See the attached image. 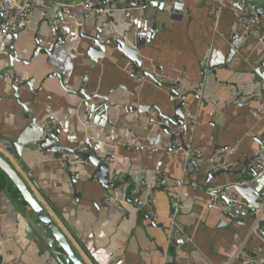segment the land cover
<instances>
[{
	"label": "crops",
	"instance_id": "obj_1",
	"mask_svg": "<svg viewBox=\"0 0 264 264\" xmlns=\"http://www.w3.org/2000/svg\"><path fill=\"white\" fill-rule=\"evenodd\" d=\"M142 2L121 10L114 5L100 41L121 39L138 51L142 71L157 66L180 80L183 113L199 114L193 145L202 160L173 155L167 130L151 125L155 117L176 115L168 87L152 81L139 85L113 45L98 63L92 61L87 53L91 42L82 35H95L96 24L101 28L109 19L96 14L83 18L80 31L60 14L48 19L38 9L32 12L34 24L17 35L3 59L0 141L14 143L31 118L39 124L54 120L59 145L80 148L101 162L111 157L109 175L116 172L130 191L138 179L162 176L165 185L148 194L157 219L151 222L137 208L144 196L121 206L103 205L110 182L96 179L98 168L91 163L67 172L57 160L59 153L34 144L20 155L14 151V157L1 149L0 155L85 264H164L167 258L170 264H242L246 254H264V202L258 232L251 234L253 212L216 207L210 192L248 183L244 175L264 137V6L256 10L252 4L220 0ZM254 13L260 27L245 39L238 18ZM11 70L31 82L20 90V98L4 76ZM256 93L261 98L249 105L228 104L235 96ZM223 147L232 150L225 157L230 169L216 175L222 169L209 160ZM4 179L0 264H59L29 236L30 208ZM174 200L179 201L178 232L169 241Z\"/></svg>",
	"mask_w": 264,
	"mask_h": 264
},
{
	"label": "built area",
	"instance_id": "obj_2",
	"mask_svg": "<svg viewBox=\"0 0 264 264\" xmlns=\"http://www.w3.org/2000/svg\"><path fill=\"white\" fill-rule=\"evenodd\" d=\"M116 0H81L78 2L61 1V0H0V76L3 74V59L10 53V47L13 45L17 35L34 24L32 12L36 9L43 12L49 19H54L58 14L62 19L74 22L75 26L81 31L83 18L92 14L102 15L110 18L114 12V2ZM238 2L241 6H249V0H220L221 4L225 2ZM146 8L147 5L142 6ZM261 19L257 14L242 15L238 18V25L242 30L245 39H248L252 32L260 27ZM125 71L131 75L139 85L152 81L158 85L169 88L171 97L174 100H179L181 96L180 80L164 73L160 67H152L149 72H144L137 69L134 63L126 58ZM4 76L10 79L13 85L19 86L24 83V78L21 75H13L4 73ZM261 94L238 95L228 101V104L239 107L249 105L254 100L260 99ZM199 121L197 112H187L178 123L167 122L164 117H155L151 121V125L157 128H164L171 137V152L175 156H182L188 162L202 160L203 154L194 148V136ZM45 132L56 129V122L48 120L39 124ZM0 149L7 155L14 157L8 147L0 145ZM232 150L229 147L217 149L214 156L209 160L211 163L219 162ZM57 160L62 169L67 172L72 169H79L89 165V160L84 156L80 148L72 149L71 151H62L58 154ZM113 159L106 157L102 162L109 165ZM222 170H229L230 165L224 164L220 167ZM250 172L257 174V177L264 176V137L260 141L257 155L250 163ZM110 188L103 197V205L105 206H121L129 203L134 196L146 197L145 201L139 200L137 208L146 216L151 217L154 221L157 219V213L150 200L149 193L153 187L165 185V179L157 175L153 181L138 179L134 183V190L130 191L126 183L120 179L116 172H111L109 175ZM212 196L211 204L216 207L227 206L228 203L237 211L243 212L249 209L241 197L234 192L227 191L216 194V191L210 192ZM173 213L171 222L167 229V238L169 241L173 239L178 232L176 223V211L179 208V201L172 202ZM263 206L255 211L256 218L251 234H256L260 227V215ZM242 264H264V254L262 252L250 253L242 256ZM164 264H170L169 260Z\"/></svg>",
	"mask_w": 264,
	"mask_h": 264
},
{
	"label": "water",
	"instance_id": "obj_3",
	"mask_svg": "<svg viewBox=\"0 0 264 264\" xmlns=\"http://www.w3.org/2000/svg\"><path fill=\"white\" fill-rule=\"evenodd\" d=\"M61 1H70V2H78L81 0H61ZM159 1L160 4H164L166 0H155ZM256 10H258L261 6H264V0H249ZM142 0H116L114 5L117 9H128L133 6H141ZM237 6L239 3L236 2ZM48 18V17H47ZM49 19V18H48ZM111 19L109 18L107 23H105L101 28L96 24L95 35H82L87 38L91 45L89 46L87 53L91 57L94 63H98L101 59H103L108 51V48L112 45L114 48L121 52L126 58L130 59L137 69H140L142 66V62L139 58V53L137 50L128 47L125 41L121 39H109L105 42L100 41V34L103 29L110 25ZM12 47V46H11ZM10 47V48H11ZM37 53V52H36ZM8 74L17 75V72L14 70L8 71ZM30 86L31 82L22 83L19 86L13 85L14 96L16 98H20V90L24 86ZM84 96L89 99L85 93ZM181 102L179 100H174L171 97V100L174 102L176 106V115L174 118L164 117L167 122L178 123L184 117L183 108L184 101L186 99L185 96H180ZM57 130H52L45 132V130L39 125L35 118H31L28 125L25 129L20 133L19 137L14 143H9L7 141H0L2 146L8 147L12 152H17L18 155L21 154L22 150L29 145H37L43 149H46L50 152L60 153L62 151H71L72 149L61 146L58 144V136L56 135ZM84 156L89 160L91 164L98 168L96 174L94 175L96 179H98L102 184L109 183V166L99 159L97 156L93 154L86 153L82 151ZM226 159H223L219 162H215L213 166L215 168H220L225 164ZM0 172L5 175L8 180L14 185L16 190L19 193V196L24 201V203L30 208L31 218L28 220L29 228L28 234L37 242H42L48 249V251L57 259L59 264H85L73 251L71 244L64 233L60 230V228L54 223V221L50 218L48 213L45 211L41 203L33 196L29 188L27 187L25 181L19 176L17 171L13 168V166L2 156L0 155ZM225 171H219L216 175L224 173ZM79 176L72 175V180L76 182ZM245 180L248 182L244 185H229L223 187L222 189L216 191V194L221 192H227L230 190H235V192L246 202L249 210L253 212V218H256L255 211L263 205L264 202V187L262 186V177H257L255 173H248L244 175ZM136 197V199H138ZM234 213H240L234 207H232L229 203L227 205ZM148 220L154 222L151 217L146 216ZM35 233L37 235H35ZM172 264H176L173 262Z\"/></svg>",
	"mask_w": 264,
	"mask_h": 264
},
{
	"label": "trees",
	"instance_id": "obj_4",
	"mask_svg": "<svg viewBox=\"0 0 264 264\" xmlns=\"http://www.w3.org/2000/svg\"><path fill=\"white\" fill-rule=\"evenodd\" d=\"M4 175L0 173V191L3 189L4 187Z\"/></svg>",
	"mask_w": 264,
	"mask_h": 264
}]
</instances>
